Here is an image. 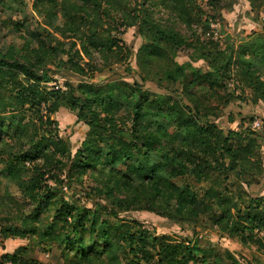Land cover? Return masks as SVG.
Wrapping results in <instances>:
<instances>
[{
    "label": "trees",
    "instance_id": "1",
    "mask_svg": "<svg viewBox=\"0 0 264 264\" xmlns=\"http://www.w3.org/2000/svg\"><path fill=\"white\" fill-rule=\"evenodd\" d=\"M245 1L252 10L264 9V0ZM32 3L44 21L43 29L23 37L22 55L13 46L0 51V163L5 177L34 207L29 213L0 217V235L57 243L69 249L61 252L62 258L71 254L81 264H103L105 259L108 264H218L203 254L195 260L201 253L197 246L150 237L143 222L124 216L148 212L179 228L207 222L215 233L264 253L262 197L252 196L245 205L242 187L264 178L259 145L243 133L226 134L217 127L211 120L221 116L217 102L222 97L213 102L216 96L199 87L200 80L227 74L233 60L236 84L248 92L250 102L264 107V33H254L235 50H221L195 31L204 16L198 0ZM159 6L169 8L172 18L190 32L189 39L150 18L149 10ZM21 8L22 3L17 12H23ZM57 18L62 23L52 28ZM118 23L124 29L134 28L146 44L135 54L136 69L126 67V77L95 81L97 73L112 72L114 66L127 64L131 55L114 35ZM2 25L23 27L10 20ZM63 39L70 43L67 50ZM177 49H191L192 61L203 60L209 69L182 85L178 93L184 103L144 89L148 82L161 88L162 80L185 77L184 66L174 59ZM49 66L88 80L77 85L65 82L62 92L48 91L43 84L50 82ZM191 70L195 75L197 71ZM48 96L73 112L76 124L87 126L79 147L68 140L73 129L68 139L59 135L50 119L53 108ZM121 111L127 117L119 116ZM36 128L46 133L39 135ZM182 175L197 186L202 182L211 186L203 193L188 185L178 187L173 180ZM85 176L95 182L97 193L105 191L111 197L102 209L123 225L100 220L96 210L101 205L76 206L55 193L63 183L82 186ZM2 259V264H38L24 247Z\"/></svg>",
    "mask_w": 264,
    "mask_h": 264
},
{
    "label": "rangeland",
    "instance_id": "2",
    "mask_svg": "<svg viewBox=\"0 0 264 264\" xmlns=\"http://www.w3.org/2000/svg\"><path fill=\"white\" fill-rule=\"evenodd\" d=\"M20 3H22L21 9H23V12H17L20 8ZM32 4V0H0V51H6L8 46H13L14 52L22 55L23 52L20 49L25 43L23 37L27 38L28 32L43 29L44 21L32 9ZM198 4L203 10L204 16L201 25L196 27L195 31L203 41H213V43H217L220 46L221 50L227 47L235 50L238 45L246 42L254 33H264V9L258 11L252 10L245 0H198ZM160 7L149 10L150 18L165 28L175 30L184 39H189L191 36L190 32L172 18L170 10H168L169 8L162 9ZM8 20L15 23H22L23 27L20 30H16L11 26L4 28L2 23ZM61 23L60 18H57L53 22L52 28ZM52 28H49L50 31H53ZM114 35L120 41V46L126 45L130 49L131 55L129 60L126 62L127 64L114 66L111 69L112 72L97 73L95 81L115 79L119 75H125L124 77H126L128 75L125 72L126 67L133 70L136 69L135 54L142 45L146 44V41L136 35L134 28L124 29L119 26V23L118 31ZM63 42L67 50L70 43L66 39H63ZM191 56H193L191 49H177L174 59L179 65L184 66L185 77L178 78L174 82L162 80L161 88L154 83L148 82L145 84L144 89L162 93L166 99L172 102L181 101L184 103L181 100L182 95L178 93V91H181L182 85L189 83L196 76H204L209 73L207 63L203 60L192 61ZM48 69L47 77L50 78V82L43 84V87L47 88L48 91L53 88L56 90L59 89L62 92L64 91L63 84L65 82L77 85L80 81L88 80L87 76H74L55 66H49ZM191 69L197 71L195 75V72H192ZM226 73L224 75H220V73L213 74L209 82L199 81L200 88L208 89L212 95L214 94L217 97L213 98V102L218 97H222V100L217 102L221 116L211 121L226 134L229 132H237L243 133L246 137L254 138L259 145V153L264 166L263 104H253L250 102L248 92L236 84L233 60L227 67ZM114 94L118 93L115 92ZM51 98L48 96L50 100L48 105L53 108L50 119L54 121L59 135L64 139H68V135L73 129V133L68 140L71 141L73 146L77 145L79 147L88 130L87 126L84 123L76 124L74 113L61 102H56L51 100ZM46 114V110H43V115ZM119 116L127 117L123 111L119 113ZM254 121L261 122V128L259 130L252 129V123ZM36 130L39 135L46 133V130L42 131L40 128H36ZM3 168L4 166L0 163V217H6V214L9 213L14 215L16 211L29 213L34 206L30 205V203L19 195L20 192L16 186L10 183L2 172ZM83 180L84 184L82 186L67 183L57 185L54 189L55 193H58L59 197H62L68 203L76 206L85 204L88 208H91L101 205L96 210L100 220L117 223L119 226L123 225L122 221L108 217L105 213L106 211L102 209L103 206L110 203L111 197L106 196L104 194L105 191L98 192V194L94 190L96 187L95 182L87 179V176ZM173 182L178 187L188 185L192 190L200 191V193H203L211 186L210 182H202L197 186L194 184V180L188 175L177 177ZM242 187L246 191V195L243 198L245 205L250 203L249 198L252 196L262 197L261 204L264 205V178L253 180L248 188L245 185ZM124 216L143 222L142 229L150 237H156L158 240L162 237H168L173 240V243L184 245V247L197 246L201 250L199 255L195 254V260L197 261L203 254L206 260H210L211 262L217 261L218 264H231L232 261L227 259L228 257L239 261V264H264V253L258 252L255 246H243L236 238H227L224 235L217 234L211 230V226L207 222H202L201 226L197 228L190 226L179 228L169 220L148 212L130 213ZM86 242H89L88 239ZM21 247L27 248L30 259L35 260L38 264H81L73 261L70 258L71 254L66 259L62 258L61 252H67L69 249H65L64 246H59L57 243L42 242L35 237L4 239L1 235L0 264L3 262L2 257L15 253ZM103 264H108V260L105 259ZM190 264L196 263L191 261Z\"/></svg>",
    "mask_w": 264,
    "mask_h": 264
},
{
    "label": "built area",
    "instance_id": "3",
    "mask_svg": "<svg viewBox=\"0 0 264 264\" xmlns=\"http://www.w3.org/2000/svg\"><path fill=\"white\" fill-rule=\"evenodd\" d=\"M261 128V122L260 121H254L253 123H252V129H257V130H259Z\"/></svg>",
    "mask_w": 264,
    "mask_h": 264
}]
</instances>
